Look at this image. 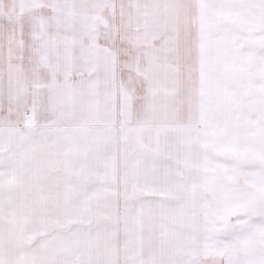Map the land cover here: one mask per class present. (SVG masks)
Segmentation results:
<instances>
[{"label":"snow or ice","instance_id":"1","mask_svg":"<svg viewBox=\"0 0 264 264\" xmlns=\"http://www.w3.org/2000/svg\"><path fill=\"white\" fill-rule=\"evenodd\" d=\"M0 264H264V0H0Z\"/></svg>","mask_w":264,"mask_h":264}]
</instances>
